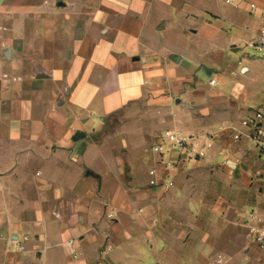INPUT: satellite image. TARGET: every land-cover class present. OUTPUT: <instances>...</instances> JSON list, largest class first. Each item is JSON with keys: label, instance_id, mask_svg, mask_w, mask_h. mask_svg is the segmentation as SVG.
I'll list each match as a JSON object with an SVG mask.
<instances>
[{"label": "crops", "instance_id": "crops-1", "mask_svg": "<svg viewBox=\"0 0 264 264\" xmlns=\"http://www.w3.org/2000/svg\"><path fill=\"white\" fill-rule=\"evenodd\" d=\"M174 1L0 0V264H264L249 220H264V163L235 139L264 113V56L230 57L264 0L178 28L201 36L192 50L159 37ZM166 130L208 148L164 158L169 191L151 184Z\"/></svg>", "mask_w": 264, "mask_h": 264}, {"label": "built area", "instance_id": "built-area-1", "mask_svg": "<svg viewBox=\"0 0 264 264\" xmlns=\"http://www.w3.org/2000/svg\"><path fill=\"white\" fill-rule=\"evenodd\" d=\"M227 4L238 7L242 0H226ZM250 9L256 11L258 6L256 3L250 4ZM264 16V12H263ZM248 46L264 56V25L260 32L252 37ZM212 84H215V80H212ZM249 132L246 134H236L235 139L239 140L243 136L251 139L254 145L259 150V155L264 163V113L257 112L254 116L247 121ZM207 147H201L200 143L193 137L186 136L174 130H166L161 137L158 138L156 144L151 146V151L161 157L160 164H164L166 172L161 177V180H153L151 184L157 187L169 191L174 187V174L178 170L177 164L164 160L169 154H175L178 157L179 165H186L190 162L198 161L207 157ZM112 217V215H109ZM249 220L255 223L250 228L251 234L254 236L260 250L264 252V220L258 216L255 212H251ZM23 250L24 247L20 246ZM221 258V257H220Z\"/></svg>", "mask_w": 264, "mask_h": 264}, {"label": "rangeland", "instance_id": "rangeland-1", "mask_svg": "<svg viewBox=\"0 0 264 264\" xmlns=\"http://www.w3.org/2000/svg\"><path fill=\"white\" fill-rule=\"evenodd\" d=\"M172 4L170 13L171 19L166 21V30L162 31L159 34V37L161 42L168 47L172 48L177 46L187 50L199 47L202 43V38L200 35H188V33L179 32L177 30L178 28H195L199 23L210 21L212 18L210 13L212 14L214 11L218 12V10H222L223 12H228L233 10V6L231 7V5H228L226 0H175ZM178 9L181 15L177 14ZM208 10L210 13L205 15L204 13ZM230 55V57H233L235 60L249 59L250 56L263 57L257 51L248 47H240L239 51L231 53ZM198 68L196 74L199 80L205 85H207L212 78L217 80L221 79L220 74L215 73L211 69H206V67L200 66ZM230 78L232 77L230 76ZM219 87L220 85L218 84L216 88ZM113 121H115V119H113ZM112 124L113 122H109L107 125L111 128ZM123 139L125 140L124 142L127 143V145L130 144L133 149L138 148L137 151H142V145L145 142H140L134 132L128 134L127 137H124ZM154 140H152V144Z\"/></svg>", "mask_w": 264, "mask_h": 264}]
</instances>
